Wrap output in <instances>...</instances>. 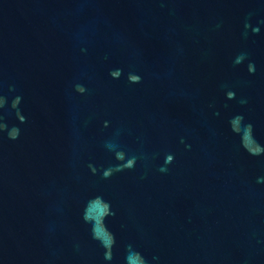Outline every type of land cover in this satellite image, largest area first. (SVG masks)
<instances>
[{
    "label": "water",
    "instance_id": "1",
    "mask_svg": "<svg viewBox=\"0 0 264 264\" xmlns=\"http://www.w3.org/2000/svg\"><path fill=\"white\" fill-rule=\"evenodd\" d=\"M0 264H264V0H0Z\"/></svg>",
    "mask_w": 264,
    "mask_h": 264
}]
</instances>
